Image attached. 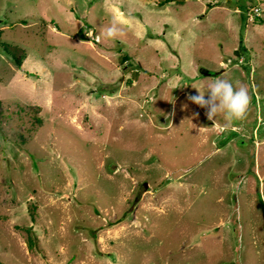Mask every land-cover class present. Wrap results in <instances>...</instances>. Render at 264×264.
Here are the masks:
<instances>
[{
	"label": "rangeland",
	"instance_id": "374dc122",
	"mask_svg": "<svg viewBox=\"0 0 264 264\" xmlns=\"http://www.w3.org/2000/svg\"><path fill=\"white\" fill-rule=\"evenodd\" d=\"M0 261L264 264V0H0Z\"/></svg>",
	"mask_w": 264,
	"mask_h": 264
},
{
	"label": "clouds",
	"instance_id": "9594fccd",
	"mask_svg": "<svg viewBox=\"0 0 264 264\" xmlns=\"http://www.w3.org/2000/svg\"><path fill=\"white\" fill-rule=\"evenodd\" d=\"M121 34L118 21L113 17L111 26L105 29L103 35L107 39H115ZM192 87L197 89L199 94H190L188 100L201 108H205L209 120L215 122L217 117H223L225 128H228L235 122L247 118L251 98L248 88L241 82L236 81L233 83L226 79H216L213 83L207 85V99L205 98V92H202L195 85Z\"/></svg>",
	"mask_w": 264,
	"mask_h": 264
},
{
	"label": "trees",
	"instance_id": "16d2710c",
	"mask_svg": "<svg viewBox=\"0 0 264 264\" xmlns=\"http://www.w3.org/2000/svg\"><path fill=\"white\" fill-rule=\"evenodd\" d=\"M255 15H257V14L255 13ZM252 21H254V19ZM2 47L4 48V51L6 52V54H8L9 56H11L13 58V60L15 61V63L17 64V66H19V67L22 66L23 62L28 57L26 51L24 49L18 47V46H12V45H9V44H6L5 43V44H2ZM124 60L128 61V60H130V58L129 57H125ZM32 109L36 113H38L40 111V108L39 107H33ZM40 122L41 121L39 120V123ZM29 244L33 248L34 242L32 241V239L29 240ZM0 264H4V263L2 261H0Z\"/></svg>",
	"mask_w": 264,
	"mask_h": 264
},
{
	"label": "water",
	"instance_id": "95a60500",
	"mask_svg": "<svg viewBox=\"0 0 264 264\" xmlns=\"http://www.w3.org/2000/svg\"><path fill=\"white\" fill-rule=\"evenodd\" d=\"M221 72H213V71H203V75L204 76H209V77H213V76H218Z\"/></svg>",
	"mask_w": 264,
	"mask_h": 264
},
{
	"label": "built area",
	"instance_id": "2783aa9c",
	"mask_svg": "<svg viewBox=\"0 0 264 264\" xmlns=\"http://www.w3.org/2000/svg\"><path fill=\"white\" fill-rule=\"evenodd\" d=\"M256 14H257V17L260 15V13H259V10L258 9H254L253 10Z\"/></svg>",
	"mask_w": 264,
	"mask_h": 264
}]
</instances>
